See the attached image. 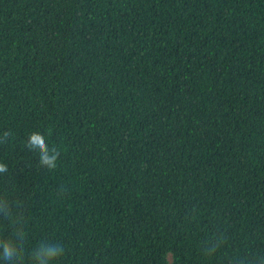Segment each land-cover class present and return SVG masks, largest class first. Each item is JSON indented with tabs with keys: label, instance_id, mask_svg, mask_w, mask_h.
Instances as JSON below:
<instances>
[{
	"label": "trees",
	"instance_id": "trees-1",
	"mask_svg": "<svg viewBox=\"0 0 264 264\" xmlns=\"http://www.w3.org/2000/svg\"><path fill=\"white\" fill-rule=\"evenodd\" d=\"M5 129L22 264L44 242L66 248L54 264L264 252V0H0ZM33 130L55 170L25 147Z\"/></svg>",
	"mask_w": 264,
	"mask_h": 264
},
{
	"label": "clouds",
	"instance_id": "clouds-1",
	"mask_svg": "<svg viewBox=\"0 0 264 264\" xmlns=\"http://www.w3.org/2000/svg\"><path fill=\"white\" fill-rule=\"evenodd\" d=\"M10 130L0 131V145H6L12 138ZM25 147L37 154L39 167L49 171L58 167L61 151L56 146H50L45 135L38 131H30L24 141ZM9 169L5 162L0 161V175L7 176ZM67 188L61 185L57 189L58 195H64ZM0 219L12 220L13 231L8 236H0V261L4 264H22L25 256L23 242L25 232L21 221L16 219L12 212V202L3 195H0ZM226 236L218 233L206 240L201 252L207 256H213L225 243ZM66 248L60 242H44L33 248L27 255L31 258V264H54L65 255ZM229 264H264V252L237 254L229 259Z\"/></svg>",
	"mask_w": 264,
	"mask_h": 264
}]
</instances>
